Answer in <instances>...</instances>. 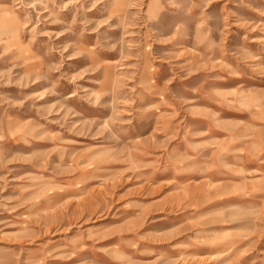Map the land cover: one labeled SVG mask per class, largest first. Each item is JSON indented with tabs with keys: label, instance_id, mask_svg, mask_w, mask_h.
I'll return each instance as SVG.
<instances>
[{
	"label": "rangeland",
	"instance_id": "rangeland-1",
	"mask_svg": "<svg viewBox=\"0 0 264 264\" xmlns=\"http://www.w3.org/2000/svg\"><path fill=\"white\" fill-rule=\"evenodd\" d=\"M129 1L0 0V264H264V0Z\"/></svg>",
	"mask_w": 264,
	"mask_h": 264
},
{
	"label": "bare ground",
	"instance_id": "bare-ground-1",
	"mask_svg": "<svg viewBox=\"0 0 264 264\" xmlns=\"http://www.w3.org/2000/svg\"><path fill=\"white\" fill-rule=\"evenodd\" d=\"M119 1V3H118V6L114 9V10H112V12H114V13H118V15L117 16H119V17H121V18H124L125 17V13L127 12V9H128V6L130 5V1L129 0H118ZM151 3H153L152 4V8H154V9H151ZM114 5H116V4H114ZM162 6V2H161V0H159V1H156V2H151V1H149V4H148V6L146 7V9L144 10V15L146 16V18L148 19V20H152V19H154L155 18V16H156V14H157V12H158V10L160 9V7ZM142 11V10H141ZM143 12V11H142ZM122 14V15H121ZM142 14V13H141ZM0 21H5V19L3 18V17H0ZM229 251L230 250H228V251H224V252H222L221 253V255L223 254V255H226V254H228L229 253ZM227 252V253H226ZM197 261H199V260H197ZM191 264V263H190Z\"/></svg>",
	"mask_w": 264,
	"mask_h": 264
}]
</instances>
